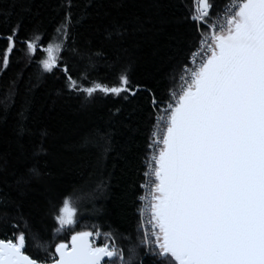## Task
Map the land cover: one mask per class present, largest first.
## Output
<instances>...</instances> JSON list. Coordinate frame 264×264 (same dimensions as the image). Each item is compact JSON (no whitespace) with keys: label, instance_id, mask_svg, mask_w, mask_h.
Listing matches in <instances>:
<instances>
[{"label":"snow or ice","instance_id":"snow-or-ice-1","mask_svg":"<svg viewBox=\"0 0 264 264\" xmlns=\"http://www.w3.org/2000/svg\"><path fill=\"white\" fill-rule=\"evenodd\" d=\"M67 7H72L71 0ZM213 8L211 0H196L190 19L197 25L199 43L188 57L192 66L182 67L167 102L157 100L146 86L133 84L127 69L119 71L112 86L89 81L90 72L74 78L62 59L67 41L75 42L70 11L46 45L39 34L19 39L18 23L0 36L6 41L0 49L4 68L17 43L23 44L29 62L39 51L43 56L37 63L45 73H63L70 93L91 98L99 92L126 100L147 92L155 121L145 180L139 186L143 194L136 198L142 236L128 248L127 257L111 233H105L110 243L97 246L99 230H85L72 231L70 241L55 243L54 250L39 241L35 247L43 255L33 258L25 252V231H19L0 239V264H105V258L106 264H143L147 256L156 264H264V0H228L216 16ZM126 33L125 27L115 26L106 39H122ZM25 133L32 135L19 124L18 136ZM38 136L35 155L46 154L47 132L41 130ZM28 171V179L22 176L16 182L21 194L30 178L42 175L36 166ZM76 212L65 197L54 216V234L73 228Z\"/></svg>","mask_w":264,"mask_h":264},{"label":"trees","instance_id":"trees-1","mask_svg":"<svg viewBox=\"0 0 264 264\" xmlns=\"http://www.w3.org/2000/svg\"><path fill=\"white\" fill-rule=\"evenodd\" d=\"M227 1L211 0L212 15ZM68 3L0 0V36L18 23L19 39L39 34L46 45L70 11L75 42L67 41L62 59L74 78L90 72L89 81L112 86L119 71L127 69L133 84L151 89L159 101L167 99L198 38L190 19L196 0H71L70 9ZM115 26L125 27L127 33L122 39H106ZM5 47L0 39V49ZM17 49L7 68L0 65V239L25 231L26 254L39 258V241L54 250L72 231L99 230L101 239L111 233L127 257L128 248L142 236L135 209L153 123L149 94L139 91L125 100L99 92L91 98L70 93L59 69L45 73L37 63L42 52L29 62L24 45L17 43ZM19 124L32 135L18 136ZM41 130L47 132L46 154L35 155ZM34 166L42 175L30 178L21 194L16 182L22 176L28 179ZM65 197L77 209L76 224L54 234V216ZM13 223L19 227L13 228ZM138 251L143 256L144 249ZM143 264L156 260L147 256Z\"/></svg>","mask_w":264,"mask_h":264},{"label":"built area","instance_id":"built-area-1","mask_svg":"<svg viewBox=\"0 0 264 264\" xmlns=\"http://www.w3.org/2000/svg\"><path fill=\"white\" fill-rule=\"evenodd\" d=\"M227 4H228V1L223 5V7L221 8V10L218 12V13H220L226 6H227ZM217 13V14H218ZM217 14H215V15H213V16H216ZM204 30H207V29H204ZM199 43V35H198V38H197V41H196V44H195V46L193 47V49L196 47V45ZM192 49V50H193ZM189 57V56H188ZM185 65H187L188 67H191L192 65H191V63L189 62V60L187 59V61H186V63L183 65V66H185ZM182 74V72L180 73V75ZM179 75V76H180ZM178 82H179V78H178ZM178 84V83H177ZM177 86V85H176ZM176 88V87H175ZM168 99H169V96L167 97V99L165 100V101H163V102H167L168 101ZM154 123H155V121H154V113H153V123H152V126H151V131H150V133L152 132V130H153V126H154ZM149 138H150V136H149ZM148 143H149V141H148ZM150 153H149V150L146 148V152H145V155L143 156V158H142V173H141V175H142V179H141V181H140V183H139V186L142 184V183H144V180H145V178H144V176H143V173L146 171V157L149 155ZM139 189H140V187H139ZM141 194H143L142 193V190L140 189L139 190V193H138V195L137 196H139V195H141ZM137 198V197H136ZM136 201H137V199H136ZM139 207H140V203L137 201V204H136V209H135V212H136V214H137V218H138V226H139V223H140V217H139V215H138V209H139ZM141 232V231H140ZM94 234H95V232H93ZM141 235H142V232H141ZM95 240H96V244H97V246H99V245H101V244H104V243H108V242H105L104 240H102L101 238H100V236H97V237H95ZM105 264H106V261H105Z\"/></svg>","mask_w":264,"mask_h":264},{"label":"rangeland","instance_id":"rangeland-1","mask_svg":"<svg viewBox=\"0 0 264 264\" xmlns=\"http://www.w3.org/2000/svg\"><path fill=\"white\" fill-rule=\"evenodd\" d=\"M76 218V217H75ZM83 231H85V230H83ZM86 231H89V230H86ZM96 232V231H95ZM101 238V237H100ZM103 239L102 240H104L105 242H106V238H105V235H103V237H102ZM108 243H110L109 241H108Z\"/></svg>","mask_w":264,"mask_h":264},{"label":"water","instance_id":"water-1","mask_svg":"<svg viewBox=\"0 0 264 264\" xmlns=\"http://www.w3.org/2000/svg\"><path fill=\"white\" fill-rule=\"evenodd\" d=\"M70 241V237H69V240L68 241H66V242H69ZM105 261H107V258H105Z\"/></svg>","mask_w":264,"mask_h":264}]
</instances>
